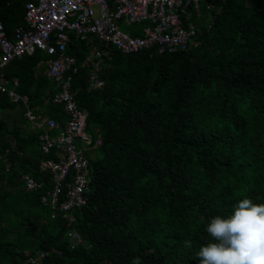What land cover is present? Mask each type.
<instances>
[{"label":"trees","instance_id":"obj_1","mask_svg":"<svg viewBox=\"0 0 264 264\" xmlns=\"http://www.w3.org/2000/svg\"><path fill=\"white\" fill-rule=\"evenodd\" d=\"M26 2L0 0L10 38L26 25ZM190 14L202 30L199 46L115 51L100 89H89V68L81 65L89 44L71 38L67 52L79 66L72 89L89 111V132L102 137L90 159L88 203L71 225L52 218L43 190L26 191L20 181L29 173L44 188L52 184L40 169L54 157L41 152L43 128H9L0 119V264H28L37 251H48L40 264H132L137 257L140 264H199L212 217L231 215L245 197L264 203V0H206ZM47 58L35 50L3 72L9 82L19 79L32 108L41 106L36 113L62 127L64 106L52 102L55 84L39 66ZM8 105L17 103L0 94V107ZM71 229L83 243L72 247Z\"/></svg>","mask_w":264,"mask_h":264},{"label":"built area","instance_id":"obj_2","mask_svg":"<svg viewBox=\"0 0 264 264\" xmlns=\"http://www.w3.org/2000/svg\"><path fill=\"white\" fill-rule=\"evenodd\" d=\"M204 1L27 0L26 25L17 26L13 38L0 22V94H7L14 103L21 104L30 121L40 119L28 95L18 91L19 80L15 78L10 83L3 75L11 61L40 50L48 55L40 62L45 66L44 74L57 90L51 100L62 104L67 115L62 127L55 118H45L38 137L42 154H54L53 158L40 162V169L50 174L51 186L44 188L45 183L29 173L20 177L26 191L43 190L41 202L52 209V218L62 216L69 226L75 220L74 211L88 203L92 182L90 159L102 145L100 134L94 136L86 130L89 111L79 106L72 89L79 66L77 58L67 52L71 38L89 44L90 50L81 65L89 68V89H100L105 85L103 74L111 65L115 51L175 53L186 50L191 43L199 46L202 30L190 13L192 8L199 10ZM214 7L212 2L207 6L211 10ZM145 21L149 24L143 25L140 34L122 29ZM210 21L212 25L213 17ZM6 166H9L8 159ZM68 236L72 247L84 241L76 229L69 230ZM49 251L62 253L56 248ZM47 254L48 251H37L29 256L28 264H40Z\"/></svg>","mask_w":264,"mask_h":264},{"label":"clouds","instance_id":"obj_3","mask_svg":"<svg viewBox=\"0 0 264 264\" xmlns=\"http://www.w3.org/2000/svg\"><path fill=\"white\" fill-rule=\"evenodd\" d=\"M206 232L211 239L195 254L199 264H264V203L240 199L231 215L212 217ZM132 264H140L139 257Z\"/></svg>","mask_w":264,"mask_h":264},{"label":"crops","instance_id":"obj_4","mask_svg":"<svg viewBox=\"0 0 264 264\" xmlns=\"http://www.w3.org/2000/svg\"><path fill=\"white\" fill-rule=\"evenodd\" d=\"M39 66L42 67L44 65L39 63ZM3 75H4V72H3ZM4 77L8 81H10L5 75H4ZM29 100H30V98H29ZM10 101L13 102L11 99H10ZM30 105H31V103H30ZM35 109L36 110H40V111L42 110V108H41L40 105L36 106ZM24 112H25V108L21 104H17L15 107H12L10 105H8L6 107H3V108L0 107V119H4L6 121V123H7V125H8L9 128H14V127L16 128V127H18L20 129L23 128V129L29 131V130H36L38 128H42L43 127L42 123H44L45 118L49 117V116L44 115L42 113H37V114L40 115V119L37 122H32V121H30L29 119L26 118ZM21 121H22V123H21ZM25 121L26 122L27 121L31 122L32 123V126L30 127L28 125H23V123Z\"/></svg>","mask_w":264,"mask_h":264},{"label":"rangeland","instance_id":"obj_5","mask_svg":"<svg viewBox=\"0 0 264 264\" xmlns=\"http://www.w3.org/2000/svg\"><path fill=\"white\" fill-rule=\"evenodd\" d=\"M200 16L201 15H197V19H200ZM210 21V16L208 17V22ZM145 23H148L149 24V22H147V21H145V22H143V23H140V24H138V25H136V24H133L132 26H134L133 27V29H135V31H134V34H137V33H141L142 32V28H143V25L145 24ZM136 28H139V29H136ZM122 29L123 30H125V31H128V29L125 27V26H122ZM140 31V32H139ZM51 83V85H52V82H50ZM21 123H22V121H21ZM23 125H28V126H32V123L31 122H29V121H25L24 123H23ZM88 132L90 131V130H88V128L86 129Z\"/></svg>","mask_w":264,"mask_h":264}]
</instances>
